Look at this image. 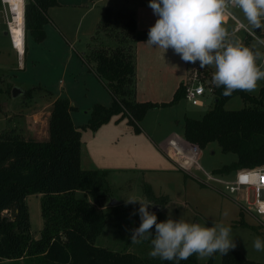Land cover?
Masks as SVG:
<instances>
[{
	"label": "rangeland",
	"instance_id": "obj_1",
	"mask_svg": "<svg viewBox=\"0 0 264 264\" xmlns=\"http://www.w3.org/2000/svg\"><path fill=\"white\" fill-rule=\"evenodd\" d=\"M55 1L45 11L43 38L35 42L24 35L26 50L22 53L21 66L17 65L15 51L3 34L5 17L0 5V132L11 128L18 110L29 109L50 97L69 99L72 105L69 112L75 124L86 121L93 102L108 104L112 95L105 80L95 74L94 61L88 56L97 47L110 51L122 45L130 53L132 51L134 93L131 99L135 101L168 100L176 81L185 79L194 67L200 68L199 62H184L171 48L164 52L149 46L145 43L147 40H137L132 46L134 41L123 37L119 23L129 11L136 15V29L154 25L157 16L149 7V0ZM104 6H110L117 15L104 27H98ZM232 11L238 21L247 24L241 11ZM228 24L231 27L230 21ZM244 33V29L236 32L239 40ZM254 45L259 48L258 44ZM205 69L212 77L215 67ZM260 84L258 81V87ZM13 85L27 89L28 93L12 97L10 88ZM257 91L248 93L256 94ZM212 101L213 92L208 90L201 105L180 97L170 105L149 108L134 121L137 130L120 114L111 115L93 130L76 125L80 129L82 165L108 170L107 184L103 187L106 190L97 201H92L83 191H75L76 196L87 197L97 210L110 214L94 244L130 251L142 259L159 260L149 256L150 240L134 244L129 239L130 230L141 223L136 212L139 204L126 205L124 199L133 195L146 196L159 205L155 210L149 209L155 212L157 222L171 215L173 219L184 218L206 226L212 223L230 225L235 248L246 258L264 263V251L253 248L257 237L264 239V218L241 207L240 192L220 191L222 182L233 177V171L213 172L214 168L232 160L234 154L222 152L215 141L196 148L186 146L181 140L183 117H199ZM245 104L238 95H233L223 106L237 108ZM37 134H43V125H38ZM39 196V193H30L26 197L30 230L35 235L42 222ZM111 198L118 202L109 204ZM152 232L155 233L154 227ZM195 258L201 262L208 257L195 255ZM219 258L220 254L216 253L213 262L218 263Z\"/></svg>",
	"mask_w": 264,
	"mask_h": 264
},
{
	"label": "trees",
	"instance_id": "obj_2",
	"mask_svg": "<svg viewBox=\"0 0 264 264\" xmlns=\"http://www.w3.org/2000/svg\"><path fill=\"white\" fill-rule=\"evenodd\" d=\"M55 0H27L23 5V31L35 42L44 36L46 9ZM117 15L104 6L97 23L105 26ZM123 37L132 41L147 40L150 27L136 29L135 15L126 13L119 23ZM264 38V30L256 29ZM252 47L244 33L242 42ZM26 50L23 39V52ZM95 74L104 79L112 97L108 104L93 102L86 121L80 128L95 129L111 115H125L137 130L136 121L147 109L170 105L183 97L179 81L168 100L131 99L133 93V55L122 45L112 50L97 47L90 54ZM213 101L199 117H183L181 136L186 146L204 147L215 141L222 152L234 158L213 169L215 173L264 164V80L256 94L234 91L245 105L225 108L231 96H223V87L209 83ZM24 94L28 93L24 89ZM70 104L65 96H56L50 103L47 136L44 139L23 137L14 128L0 132V264H264L246 258L238 249L196 261L195 255L183 261L142 259L130 251H118L94 244L109 212L97 210L85 196L97 201L107 184L106 169L80 166V130L69 115ZM146 185V184H143ZM39 193V214L42 219L38 236L30 230L26 196Z\"/></svg>",
	"mask_w": 264,
	"mask_h": 264
},
{
	"label": "clouds",
	"instance_id": "obj_3",
	"mask_svg": "<svg viewBox=\"0 0 264 264\" xmlns=\"http://www.w3.org/2000/svg\"><path fill=\"white\" fill-rule=\"evenodd\" d=\"M149 7L157 19L145 43L164 52L171 48L184 62H199L202 69L214 66L212 82L223 87L225 97L237 90H258V81L264 80V52L255 45L233 42L224 25L228 17H233L232 10L238 9L247 21L241 22L244 30H264V0H149ZM258 43L264 45V40L258 39ZM124 200L126 205L139 204L136 212L141 223L130 230L129 239L134 244L150 240L152 258L177 262L193 255L211 258L216 253L227 255L236 247L230 225L206 226L171 215L157 222L155 212L149 211L154 202L146 196L133 195ZM253 248L264 251V239L257 237Z\"/></svg>",
	"mask_w": 264,
	"mask_h": 264
},
{
	"label": "built area",
	"instance_id": "obj_4",
	"mask_svg": "<svg viewBox=\"0 0 264 264\" xmlns=\"http://www.w3.org/2000/svg\"><path fill=\"white\" fill-rule=\"evenodd\" d=\"M0 5L4 11L5 17V25L4 30L5 34L8 37V41L10 46L14 49L17 65L21 66V57L23 53V45L22 51L20 52L17 48H14L12 44L11 31L9 28V20L11 18V14L9 12V4L7 0H0ZM23 5L24 0H22V18H23ZM229 21L231 22V27L229 26ZM235 21V22H234ZM23 25V23H22ZM225 28L227 31L236 37V41L242 42L236 36V32L240 29H244L241 27V22L238 21L234 16L228 17L225 22ZM246 34H248L251 38V43L258 44L259 50L264 52V45L258 43L259 40H264L257 31L254 32L244 30ZM24 39V31L22 28V41ZM235 41V42H236ZM253 44V45H254ZM259 64V62H257ZM205 68L194 67L193 72H190L185 80L183 81V97L194 105H201L204 100V96L208 90H211L209 83L212 82V77L210 74L205 72ZM233 177L229 180L222 182V187L220 191L228 194H239L240 196V205L242 208L248 210L250 213L253 211L256 217L263 219L264 218V164L256 165L252 167H245L241 169H237L233 171ZM209 176V174L207 175Z\"/></svg>",
	"mask_w": 264,
	"mask_h": 264
},
{
	"label": "crops",
	"instance_id": "obj_5",
	"mask_svg": "<svg viewBox=\"0 0 264 264\" xmlns=\"http://www.w3.org/2000/svg\"><path fill=\"white\" fill-rule=\"evenodd\" d=\"M135 20H136V25H137L136 15H135ZM134 43H135V41L132 43V46L134 45ZM173 56H175V55H173ZM180 80L183 82L185 79L183 78V79H180ZM178 82L179 81H176L175 84L177 85ZM175 84L173 86V90L176 87ZM133 93H134V84H133ZM133 93H132V95H133ZM54 98L55 97H50L47 100H43V102H39L37 104H34L33 107H31L29 109H23V110L21 109V110H18V112L15 113V118H14V120H12V123H11L10 127L15 128L14 130L16 132H18L19 134H21L25 138L26 137H31L33 139H44V138H46V136H47L46 127H47V118H48V114H49V107H50L51 101ZM67 100L69 102V99L68 98H67ZM109 100H111V99H109ZM158 101H163V100H157V102ZM69 104H70V102H69ZM69 115H70V118H71L72 123L75 126L78 125V124L80 125V124H82V123L85 122V121H83V122L82 121H79V123L75 124L73 122L72 115H71L70 112H69ZM115 118L117 120L119 117H115ZM38 125H43V134L42 135H38L37 134ZM164 140L166 141L167 139H164ZM181 140H183L182 137H181ZM188 147H194V146H188ZM79 150H81V144H80ZM79 162H80V166L81 167L86 168V167H84L82 165L81 151L79 153ZM39 228H38V230H39ZM32 234H33L34 237H37L38 236V233H37V235H35L34 233H32Z\"/></svg>",
	"mask_w": 264,
	"mask_h": 264
},
{
	"label": "bare ground",
	"instance_id": "obj_6",
	"mask_svg": "<svg viewBox=\"0 0 264 264\" xmlns=\"http://www.w3.org/2000/svg\"><path fill=\"white\" fill-rule=\"evenodd\" d=\"M9 4V12L11 18L9 20V28L11 31L12 44L14 48L22 51V0H7Z\"/></svg>",
	"mask_w": 264,
	"mask_h": 264
},
{
	"label": "water",
	"instance_id": "obj_7",
	"mask_svg": "<svg viewBox=\"0 0 264 264\" xmlns=\"http://www.w3.org/2000/svg\"><path fill=\"white\" fill-rule=\"evenodd\" d=\"M25 2H27V0H24V3ZM3 34H5V31H3ZM231 38H232L233 42L236 41V37L234 35H232ZM23 92H24V90L22 88H20L19 86H17V85H13L10 88V94H11L12 97L16 96L17 94H23ZM117 202L118 201L113 199V198L109 199V201H108L109 204H113V203H117ZM158 207H159L158 204H154V206L150 207L149 209L150 210H155Z\"/></svg>",
	"mask_w": 264,
	"mask_h": 264
}]
</instances>
